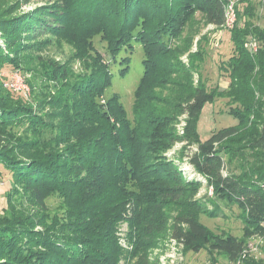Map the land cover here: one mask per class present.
<instances>
[{
	"label": "trees",
	"instance_id": "1",
	"mask_svg": "<svg viewBox=\"0 0 264 264\" xmlns=\"http://www.w3.org/2000/svg\"><path fill=\"white\" fill-rule=\"evenodd\" d=\"M61 1L67 13L47 16L61 21L70 13L77 16L66 33L49 35L74 45L81 72L36 55L35 45L22 41L34 40L30 36L37 34L40 21L48 20L44 13L12 21L0 14V74L7 66L29 74L33 98L15 97L0 75V167L12 178L8 208L0 211V264H131L135 259L134 264H158L148 251L168 232L188 252L208 250L229 264L241 259L248 240L264 238V26L253 22V0L235 2L232 53L219 62L227 89L200 75L194 80L204 61L200 46L189 54L188 65L181 58L193 43L182 37L186 25L200 12L207 25L222 28L229 0ZM49 27L55 31L57 25ZM98 36L110 61L95 47ZM251 40L258 44L256 52L246 47ZM134 43L142 45L145 59L130 120L119 96L106 99L105 94L114 79L112 64L121 65V76L129 73L131 57L119 56ZM163 58L169 66L179 64L175 70L187 81L173 82L182 91L169 108L171 115L154 106L147 85L160 79L156 67ZM219 99L227 100L228 113L238 123L202 141L203 110ZM180 116L186 117L183 135L174 127ZM179 143L197 147L190 163L217 199L239 208L242 237L218 235L200 222L202 215L217 218L220 208L209 210L194 201L202 184L186 178L166 156ZM248 150L255 159L249 168L224 176L222 152L231 159ZM54 197L61 202L51 209L48 201ZM174 207L179 212L170 217ZM120 223H128L125 241L132 250L116 235Z\"/></svg>",
	"mask_w": 264,
	"mask_h": 264
},
{
	"label": "rangeland",
	"instance_id": "2",
	"mask_svg": "<svg viewBox=\"0 0 264 264\" xmlns=\"http://www.w3.org/2000/svg\"><path fill=\"white\" fill-rule=\"evenodd\" d=\"M230 1L234 2L235 4L237 0H229V2ZM114 2L115 1L111 2V4L114 5ZM84 3V5L89 4L90 0ZM252 3L255 8L253 22L263 27L264 2L261 0H253ZM245 6L246 4L241 3L240 8L243 9ZM64 11V3L61 0H0V14L6 15L5 18L8 21L16 19L24 20L32 13H44L45 16H47L49 13H67ZM104 12L106 11H101L100 15H107V12ZM74 16L77 15H71L70 13V16H67L63 21H61L62 17L47 16L48 20L45 22H42V20L40 21L39 25L41 24V27L38 25L40 29H37V34L30 36L34 38V40L29 41L24 39L22 41H24L25 44H30V42H32L35 45L34 49L38 50L36 51V55H40L46 59L48 58V60H54L57 64L65 65L69 63L73 71L81 72L83 69L81 61L75 60L73 58V55L76 53L74 45L70 42H67L64 36L62 38L55 35H49V33L55 34L61 29H63L61 30V34L63 32L66 33V25L69 24L72 19H74ZM31 17L32 16H30V19L40 20ZM83 17L86 16L84 15ZM54 24L57 25V28L55 27V31L49 27L53 26ZM231 30L232 29H225L223 27L216 28L215 26L207 25L204 21L203 15L200 12H197L194 19L186 25L185 32L183 33L182 37L184 40L186 38L191 39L193 43L191 50L181 58V62L185 65H188L189 54L197 52L199 46L205 52L204 61L200 63L202 65L200 66L199 74H194L195 81H197L200 75L209 84L218 83L222 89H226L229 86L228 78L220 76L219 62L226 60L231 56L233 48L230 34ZM94 43L97 51H99L106 60L110 61V53L107 50L106 43L103 42L100 36L95 38ZM125 56L131 57L129 65L130 71L125 77H123L120 74L122 69L121 65H111L112 72L114 73V79L112 86L107 90L105 97L106 99H109L114 95H118L123 107L126 110L128 118L132 120L133 107L135 103V91L139 81L144 75L143 61L145 59V53L142 45L140 43H134V48L128 51V54L126 51H122L119 58ZM164 57L168 59L167 56ZM165 58L160 59L158 66L156 67L158 72L157 76L158 78L160 77V79L155 81L151 78V81H149L147 85L151 90L149 96L155 101L154 106L157 105L160 108L159 112L162 114L171 115L172 113L170 112L169 108L173 105L175 100L178 99V96L182 91V87H176L173 82L187 81L179 70H175L179 64H173L169 66ZM180 68L183 69V66ZM166 71L173 73V75H167L168 72ZM0 75L1 81L4 83V87L12 91L15 97L22 98L25 101L33 100L31 94L32 92L27 83V80L30 78L29 74L19 72L10 66H7L3 68ZM14 76H19L22 78L21 80H23L22 82H24V84L21 82L20 86L24 87V90H15L11 87V83L13 82L12 78ZM154 83H159V85ZM155 86L156 88H154ZM228 109L229 106L227 100L224 99H219L215 103L207 104L205 106L198 124V131L202 141L208 140L212 133L223 128L234 126L238 123V120L228 113ZM185 126L186 117L180 116L174 127L179 134L183 135ZM196 148V146L189 147L187 143H179L176 144L166 156L172 160L180 168V170H182L186 178L198 181L202 184L198 195L193 198L194 201L196 200L203 202L202 204H204L209 210L219 205L220 211H218L217 218H211L207 217L206 215H202L200 222L211 231L216 232L218 235L233 234L234 236L242 237L243 223L239 215V208L237 206L231 207L225 202L217 199L214 195L213 187L207 185V181L204 176L198 174L197 170L190 163L188 156L192 151H195ZM222 155L226 158V165L225 169L223 170L224 176L241 174L242 170L249 168L248 163H251L252 161L254 162L255 160L253 152L249 150L244 155L235 154L237 156H235V158L232 157L231 159L223 152ZM0 170L2 172L0 174V211L5 212V210L8 208V203L5 196L6 193L11 189L12 178L10 172L3 170L1 167ZM60 202V199L54 197L48 201V204L51 209H56L59 208ZM178 212L179 210H177V207H174L173 209L169 210L168 214H170V217H173ZM169 224H172L171 220ZM36 230L43 231V228L38 227ZM128 230V223H120L116 235L123 247H125L127 250H132V247L127 242V246H124V239L127 236ZM154 244V247L148 251V258H150L152 262L158 264H212L217 260L220 264H229L222 257H211L208 253V250H204L199 253L186 251L183 246H180L171 239L169 232L165 235H160ZM241 259L243 262L247 260H255L258 263L264 262V238L254 237L253 239L248 240ZM126 261L127 260H124L123 263ZM134 262H136V259L133 260L131 264H134Z\"/></svg>",
	"mask_w": 264,
	"mask_h": 264
},
{
	"label": "built area",
	"instance_id": "3",
	"mask_svg": "<svg viewBox=\"0 0 264 264\" xmlns=\"http://www.w3.org/2000/svg\"><path fill=\"white\" fill-rule=\"evenodd\" d=\"M236 22H237V13L235 10V4H234V2L230 1L229 5L226 9L225 24L223 25V28L233 29L234 26L236 25ZM246 47L249 48V50L252 52H256L258 50V44L255 40L249 41L246 44ZM12 79H13V82L11 83V87L13 89L24 90V87L20 86L21 82L23 81V80H21L22 78H20L19 76H14ZM22 84H24V82H22ZM174 242L177 243L175 240H174ZM177 244H179V243H177ZM124 246H127L126 241L124 242ZM180 246H182V245H180ZM218 264H220V263H218ZM230 264H243V261H242V259H238L237 261L230 263Z\"/></svg>",
	"mask_w": 264,
	"mask_h": 264
},
{
	"label": "crops",
	"instance_id": "4",
	"mask_svg": "<svg viewBox=\"0 0 264 264\" xmlns=\"http://www.w3.org/2000/svg\"><path fill=\"white\" fill-rule=\"evenodd\" d=\"M227 89V88H226Z\"/></svg>",
	"mask_w": 264,
	"mask_h": 264
}]
</instances>
